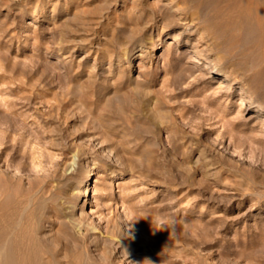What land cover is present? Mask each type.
Segmentation results:
<instances>
[{
    "label": "rangeland",
    "instance_id": "1",
    "mask_svg": "<svg viewBox=\"0 0 264 264\" xmlns=\"http://www.w3.org/2000/svg\"><path fill=\"white\" fill-rule=\"evenodd\" d=\"M182 1L0 0L5 264H264V3Z\"/></svg>",
    "mask_w": 264,
    "mask_h": 264
},
{
    "label": "bare ground",
    "instance_id": "2",
    "mask_svg": "<svg viewBox=\"0 0 264 264\" xmlns=\"http://www.w3.org/2000/svg\"><path fill=\"white\" fill-rule=\"evenodd\" d=\"M236 2V0H234ZM233 0H183L182 2L187 4V5H192L196 12H199L200 8H211V6L214 4L215 7V14L211 15V17L209 18V28H210V34H212V36L214 37H220L221 35H226L228 34L229 36H234L235 35V30L237 29L238 25H239V21L237 20V13L236 11H234L233 9H231V7L229 9H224L221 10L222 7H226L227 5L232 4L233 5ZM241 1V0H240ZM239 1V2H240ZM243 1V0H242ZM248 1V0H247ZM246 2V1H245ZM254 2V1H253ZM242 3V2H241ZM262 3H264V0H262ZM181 4V3H180ZM239 4L236 6L238 9ZM251 4V3H250ZM257 4V3H256ZM249 4H246V6ZM261 5V4H260ZM192 7V8H193ZM213 7V6H212ZM241 7V6H240ZM251 7V6H248ZM246 7V8H248ZM258 7V6H257ZM191 8V7H190ZM189 8V9H190ZM219 9V10H217ZM223 9V8H222ZM250 9V8H248ZM261 9V8H260ZM241 10V9H240ZM262 11V10H261ZM191 12V11H190ZM193 12V11H192ZM239 12V11H237ZM248 12V11H247ZM251 12V11H250ZM258 12V11H256ZM200 13V12H199ZM208 13V12H207ZM212 13V12H211ZM210 13V14H211ZM243 13V12H242ZM259 13V12H258ZM250 14V13H249ZM263 14V13H262ZM192 15V14H191ZM206 15V14H205ZM257 15V14H256ZM261 15V14H260ZM198 16V15H197ZM205 17V16H204ZM258 17V16H257ZM261 17V16H260ZM259 17V18H260ZM201 19V18H200ZM206 20V19H205ZM207 23V22H206ZM262 24V22H261ZM260 25V24H259ZM240 27V26H239ZM260 28V27H259ZM207 29V28H206ZM206 32V31H205ZM204 33V32H203ZM238 33V32H237ZM261 33V32H260ZM262 37V36H261ZM264 38V37H262ZM229 39V38H228ZM230 40V39H229ZM236 40V39H235ZM233 43V42H232ZM205 69H207V72H214V73H219V70L216 69V67H212V66H207ZM221 82H224V80H221ZM242 102V101H241ZM253 107H256V105L252 102L249 104L248 109H252ZM259 110V109H258ZM149 151V150H148ZM150 155V154H149ZM105 167V166H104ZM92 172V171H91ZM91 172L85 174L86 178H84L85 176H80V178L78 179V184L77 186L79 187V189H81V194H86L88 193L89 189L87 186V182L89 180H93L94 177H91ZM82 177V178H81ZM125 178V176L123 174H117V177L114 179V184H110L105 186L102 191H106L108 194H110V192L112 191V189L118 185L120 186L122 183V180ZM84 186L83 188L81 186ZM58 186V185H57ZM76 187V184L75 186ZM81 187V188H80ZM106 189V190H105ZM64 191V190H63ZM55 193V191H54ZM63 193V192H62ZM73 193V192H72ZM58 194V193H57ZM69 194V193H68ZM62 195V194H61ZM67 195V194H66ZM57 197V196H56ZM68 197V196H67ZM72 197V196H71ZM75 198H77V196H74ZM26 199V198H25ZM55 199V198H54ZM71 200V199H70ZM73 200V199H72ZM5 203V202H4ZM15 203V202H14ZM54 203V202H53ZM1 204V202H0ZM37 204V203H36ZM4 207V206H3ZM25 207V206H24ZM53 207V206H52ZM4 209V208H3ZM27 210V209H26ZM63 210V209H62ZM14 211V210H13ZM50 211V210H49ZM53 211V209H52ZM65 211V210H64ZM40 212V211H39ZM59 213V212H58ZM23 215V214H22ZM40 215V214H39ZM67 215V214H66ZM3 217V216H2ZM39 217V216H38ZM37 217V218H38ZM20 219V218H19ZM7 221V220H6ZM5 221V222H6ZM19 221V220H18ZM42 221V220H41ZM23 222V221H22ZM22 222L17 223V222H13L11 220H8L5 224H3V219L0 217V264H5V252H9L10 254H17L19 256V254H25L26 255V259H30L32 257H34V255H36L37 253L39 254L38 251H36L34 249L32 245H34L33 239L28 238V234L26 235L25 233V224H23ZM41 223V222H40ZM66 224V223H64ZM79 225V224H78ZM30 229V228H29ZM94 229V227H93ZM34 231V230H33ZM30 233V232H29ZM114 233V231H113ZM36 234V233H35ZM116 234V233H115ZM37 236V235H35ZM31 237V236H30ZM60 237V236H59ZM61 238V237H60ZM63 238H61L62 240ZM42 240V239H41ZM63 241V240H62ZM49 242V241H48ZM141 242V241H140ZM145 242V241H144ZM31 243V244H30ZM142 243V242H141ZM143 244V243H142ZM152 244V243H151ZM167 244V243H166ZM49 245V244H48ZM128 245V244H127ZM158 245V244H156ZM168 245V244H167ZM138 245L136 244H130V248L134 249L135 251L138 248ZM137 247V248H136ZM155 247V246H154ZM154 247H149L148 245H143V249L142 250H146L149 253H157V248ZM173 247V246H172ZM49 248V247H48ZM47 249V248H46ZM168 250V248H166ZM171 249V248H170ZM103 250L105 251V247L103 248ZM172 250V249H171ZM45 251V250H44ZM166 252V251H165ZM164 252V253H165ZM89 253V252H88ZM168 253V251H167ZM80 254V253H79ZM82 254V253H81ZM91 254V253H90ZM24 255V257H25ZM40 255V254H39ZM107 255V254H106ZM167 255V254H166ZM168 256V255H167ZM20 257V256H19ZM22 257V260H24L25 258ZM57 257V256H56ZM109 257V256H108ZM21 258V257H20ZM39 258V257H38ZM90 258V256H89ZM88 258V259H89ZM93 258V257H92ZM91 258V259H92ZM105 258H107V256H103L101 257V260H105ZM112 258V257H111ZM76 259V258H75ZM88 259H86L88 261ZM48 260V259H47ZM45 260V263H47ZM82 260V259H81ZM80 260V261H81ZM29 261V260H28ZM27 261V262H28ZM33 261V260H32ZM83 261V260H82ZM154 261V260H153ZM13 262V261H12ZM11 262V263H12ZM85 262V261H84ZM98 262V261H97ZM105 262V261H104ZM19 263V262H18ZM23 263V261H22ZM31 263V262H30ZM41 263V262H40ZM78 263V261H77ZM75 263V264H77ZM87 263V262H86ZM102 263V262H101ZM13 264V263H12ZM21 264V263H20ZM43 264V263H42ZM89 264V263H88ZM90 264H92V262H90ZM95 264V263H94ZM105 264V263H102ZM192 264V262H191Z\"/></svg>",
    "mask_w": 264,
    "mask_h": 264
}]
</instances>
